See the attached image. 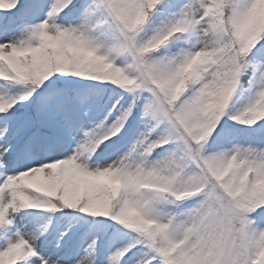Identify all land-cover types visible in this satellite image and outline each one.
Masks as SVG:
<instances>
[{"label":"snow or ice","instance_id":"1","mask_svg":"<svg viewBox=\"0 0 264 264\" xmlns=\"http://www.w3.org/2000/svg\"><path fill=\"white\" fill-rule=\"evenodd\" d=\"M0 264H264V0H0Z\"/></svg>","mask_w":264,"mask_h":264}]
</instances>
